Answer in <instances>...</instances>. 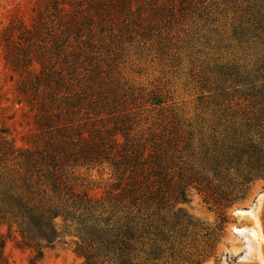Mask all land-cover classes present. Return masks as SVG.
I'll use <instances>...</instances> for the list:
<instances>
[{"label":"trees","instance_id":"obj_1","mask_svg":"<svg viewBox=\"0 0 264 264\" xmlns=\"http://www.w3.org/2000/svg\"><path fill=\"white\" fill-rule=\"evenodd\" d=\"M245 2L234 36L264 46V0ZM211 3L39 0L31 23L17 19L5 29V61L17 77L14 102L28 128L22 145L0 129V264H9L5 225L38 250L37 260L43 241L53 245L67 233L78 238L84 264H159L174 257L185 226H197L176 209L191 188L228 209L264 180L263 109L256 120L239 128L234 121L198 142L191 124L182 132L160 119L149 123L145 105L158 108L157 95L108 71L117 43L155 31L176 11L185 17L203 10V18ZM246 96L264 108L263 85ZM82 168L108 170L111 188L101 196L78 189Z\"/></svg>","mask_w":264,"mask_h":264},{"label":"rangeland","instance_id":"obj_2","mask_svg":"<svg viewBox=\"0 0 264 264\" xmlns=\"http://www.w3.org/2000/svg\"><path fill=\"white\" fill-rule=\"evenodd\" d=\"M38 1L0 0V129H9L19 145L28 127L22 124L21 107L14 102L17 77L5 61L3 33L12 22L17 25V19L31 23ZM246 4L245 0H213L203 18L199 17L203 10L185 17L176 11V19L163 20L155 31L116 44L108 71L145 95H157L155 102H161L158 108L145 105L143 114L149 123L160 119L182 132L191 124L199 142L201 137L212 139L216 129L222 134L234 121L239 128L256 120L260 108L264 119V108L246 96L254 87L264 86V46L246 45L234 36ZM76 178L78 189L95 196L103 195L112 184L108 170L82 168ZM246 208L250 213H235ZM176 209H182L197 226L186 225V236L174 257L167 254L159 264H264V180L253 184L244 202L228 209L215 205L196 188L190 189L189 201ZM217 227L222 230L215 237L207 235L208 229ZM236 228L246 231L238 233ZM253 229L259 239L252 236ZM1 230L9 237L5 247L9 264L85 263L75 251L78 238L74 235L64 233L63 241L53 245L43 241V257L37 260L38 250L24 245L16 227L11 235L7 225Z\"/></svg>","mask_w":264,"mask_h":264},{"label":"bare ground","instance_id":"obj_3","mask_svg":"<svg viewBox=\"0 0 264 264\" xmlns=\"http://www.w3.org/2000/svg\"><path fill=\"white\" fill-rule=\"evenodd\" d=\"M248 213H250V211L248 212ZM246 214V213H245ZM238 233H242V232H244V231H246L245 229H235ZM251 233H252V236L254 237V238H256V239H259V233H258V231H256V230H252L251 231Z\"/></svg>","mask_w":264,"mask_h":264},{"label":"water","instance_id":"obj_4","mask_svg":"<svg viewBox=\"0 0 264 264\" xmlns=\"http://www.w3.org/2000/svg\"><path fill=\"white\" fill-rule=\"evenodd\" d=\"M250 211V208H246V209H238L235 211L236 214L241 215V214H245L248 213ZM235 234H237V232H235Z\"/></svg>","mask_w":264,"mask_h":264}]
</instances>
